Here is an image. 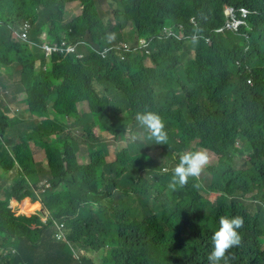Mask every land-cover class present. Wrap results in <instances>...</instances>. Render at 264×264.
I'll return each instance as SVG.
<instances>
[{"label":"trees","instance_id":"16d2710c","mask_svg":"<svg viewBox=\"0 0 264 264\" xmlns=\"http://www.w3.org/2000/svg\"><path fill=\"white\" fill-rule=\"evenodd\" d=\"M73 1L81 3L83 13L65 24V6ZM225 5L249 8V26L239 33H215L224 24ZM30 17L37 23L33 42L43 31L49 40L60 41L61 33L73 30L70 41L102 49L120 39L129 22L137 36L156 42L150 56L125 61L116 51L102 60L87 49L83 60L53 56L46 62L29 44H17L11 32ZM192 17L211 43L164 40L165 27L190 26ZM263 37L264 0H0V83L6 87V80L16 76L12 91L27 94L18 113L0 102V264H79L65 243L52 239L50 222L43 226L35 216H14L7 207L11 198L32 195L29 188L39 177L49 183L41 202L53 220H68L70 241L85 248L111 246L103 264H209L211 237L225 215H244L250 229L243 226L238 232L244 231L246 243L253 232L264 237L259 227L264 210ZM40 57L47 71H35ZM250 77L252 85L246 82ZM109 85L128 98L121 112L107 99ZM80 101L90 107L83 116L78 115ZM145 109L166 124L173 113L180 114L188 134L218 152L227 147L226 137L235 135L227 154L208 167L201 181L190 178L173 191L168 187L173 172H162V164L148 158L144 148L129 144L109 160V144L100 134L89 141L95 130L118 140L121 128ZM63 114L81 120L84 163L78 153L81 141L67 135ZM39 149L46 154L41 159ZM244 186L256 189L249 203L214 210L207 200L212 188L230 193ZM166 190L170 199L162 202ZM81 263L94 264L87 258ZM226 264H264V253L234 246Z\"/></svg>","mask_w":264,"mask_h":264},{"label":"clouds","instance_id":"9594fccd","mask_svg":"<svg viewBox=\"0 0 264 264\" xmlns=\"http://www.w3.org/2000/svg\"><path fill=\"white\" fill-rule=\"evenodd\" d=\"M78 4V8L80 7L79 15L76 14L75 16L68 18L69 15L71 16L73 14V11L68 12V7ZM82 13L83 6L80 2H69L66 4L64 9L63 22L65 24L69 23L75 18L80 17ZM250 15V9L245 6L236 7L232 5H225L224 24L221 27L217 28L215 30V33H239L241 28L249 26L248 19ZM108 17L112 18L110 16ZM34 20L35 19L33 17L24 18L20 21L19 24H17V26L11 29V32L13 34L14 40L18 42L17 44H29L30 46H32L30 48H35L39 51L46 62H49V60L53 56H75L77 59L83 60L87 56V54H85L83 51L87 49L98 55L102 60L106 59L112 51H116L120 61H125L128 56L137 54H146L150 56V54L152 53L153 45L156 42L146 37H139L136 33L134 42L125 40L124 34L128 26L123 29L120 39L111 44V46L104 47L102 49H99L86 41H70L68 39V36L71 35L73 30H69V34L66 32L61 33L63 34V36L61 37L62 40L60 41L49 40L47 35L48 32L43 31L39 35V41L33 42L31 40V36L33 35V32L37 25ZM130 23L131 22H129L128 24ZM189 23L190 26L193 27V30H191L189 28L190 26L185 23L173 24L165 27L162 30V37L164 38V40L172 38L173 40H178L179 42H186L189 44L203 40H205V42L208 44L211 43L210 38H206L198 32L200 24L195 17H192ZM261 41L264 47V37L263 39H261ZM155 50V52L158 51L157 47H155ZM250 52L251 48L246 47L244 49L245 54H249ZM195 53L196 51L193 50L190 54V58L193 59L195 57ZM42 61L43 60L41 59V57L36 59L35 71H47V67L43 65ZM145 64L149 67L152 66V63L150 65L148 64V61H146ZM183 65L185 66L186 62H184ZM0 74H4L1 67ZM246 82L247 84L252 85L253 78H247ZM108 89L109 91L106 93L107 99L109 100L115 111L121 112L128 101L126 94L118 91L111 85L108 86ZM5 92L6 97L11 94L12 98L17 93H24L23 100L18 101V105L20 106V109H22V105L24 103V99H26L27 94L23 91L14 93L12 89ZM112 92L120 94L125 98V100L121 103H116L111 97ZM0 102L7 103L11 107L13 113H18L20 111L19 108H13V106L9 104L8 100L3 99L0 100ZM80 103H84L85 105H87L88 110L86 112H80ZM77 110L78 115L83 116L90 111L89 104L87 102L80 101L77 103ZM53 116L55 115L53 114L52 117ZM68 119H72L73 122L78 121L79 124H81L80 119L69 114H63L61 116V121H63V123L65 124V130L68 126ZM167 120L168 122L166 124V121L164 122L162 117L157 112L149 109L136 112L134 120L129 122L124 128H121L120 138L118 140H115L113 136L108 137L109 139H111V141L107 142L109 144V153L107 154V159H112V157L110 156V145L113 143V141L117 142L121 140V132L126 131L127 134L129 133V135H132L131 139H124L127 141L126 146L129 144H137L139 148H144L145 154L148 158H155L158 161L159 166L162 164V172H173L168 184V187L171 190H176L178 186L183 188L188 184L190 178L198 179L199 181H201L204 177V174L208 171V167L214 164L219 157L227 154L230 142L234 138L235 134L226 137L227 147L223 151L218 152L215 149L200 144L199 139L193 138L191 135H189L187 132V123L180 114L173 113L171 117L167 118ZM170 126H172L173 128H170ZM106 127L110 128L109 123H106ZM99 134L102 136V139H106L103 133L95 130L94 135L89 137V141L95 142ZM67 135L69 137H75L78 140V143L81 141L79 145L80 150H78V153L79 157L85 156V161H81L83 163L86 162L87 145L82 142L86 137L85 131L82 130V133L78 136L71 135L70 133H68ZM152 140H154L157 145L154 148L149 145L151 144ZM248 140L249 137L247 136L245 138V141L247 142ZM104 141L106 142V140ZM81 146H83V148ZM168 146L172 148L171 152L167 150ZM120 147L121 143H118V149H120ZM118 149H115L116 152L118 151ZM82 150H84V153L80 152ZM37 152L41 155L38 159H41L46 155L44 149H39L37 150ZM43 163L44 162H40V165H42ZM9 182L10 184H12L13 174H11V179L9 180ZM48 186L49 183L43 177H39L38 183L35 185V187L31 186V188H29V193L32 192V195L25 196L20 200L11 198L7 204L8 209L14 216H25L27 218L35 216L43 226L47 225L50 222L54 229L52 239H54L56 242L65 243L69 247V254L74 260L79 262V264H82L81 260L86 258L91 259L94 264H103L104 256L106 252H109L111 246L104 245L97 249H94L92 247L85 248L86 246H81L73 241H70L68 239V220H53L50 212L46 208H44L41 202L40 194ZM251 188L253 187L244 186L230 193H227L224 190L218 188H212L207 193V200L211 203L214 210H218L222 205L234 207L243 202L249 203L252 200V196L256 193V189L250 190ZM164 193L165 194L162 197H166V200H169L170 196L168 194V191L166 190ZM2 201L6 202V199L3 198ZM25 203L33 207V211L25 213L23 211V206L25 205ZM249 212V216L253 217L252 208H249ZM218 224L219 227L211 237L213 247L212 251L208 255L209 264H221V261H224L226 264V254L229 252V249L234 246H236L237 248H241L244 252L251 254L264 253L263 236H259L255 232H253L250 237V241L246 243L244 231L239 234L238 229H241L246 225L244 215L234 214L230 216H221ZM259 227L261 228V230L264 229V210H261L259 213ZM245 228L250 229L249 227ZM10 252L13 253V250H10Z\"/></svg>","mask_w":264,"mask_h":264},{"label":"rangeland","instance_id":"374dc122","mask_svg":"<svg viewBox=\"0 0 264 264\" xmlns=\"http://www.w3.org/2000/svg\"><path fill=\"white\" fill-rule=\"evenodd\" d=\"M79 4L78 5H75V6H69L68 7V12H71L73 11V14L68 18L72 17V16H75L76 14L79 15V8H78ZM135 33H136V30L132 27V24L130 23L127 27V29L125 30V34H124V39L127 40V41H130V42H134V38H135ZM148 64L151 65V62L148 61ZM16 76L14 78L11 79V81H7L6 80V77H5V80H6V87H4L3 85L0 84V100H8L9 104L11 106H13V108H19L20 109V106L18 105V101L19 100H23V96H24V93H17L13 98H12V95L9 94L7 97L5 95V91H8L10 90L12 87H14L13 85V82L16 80ZM111 97L113 98V100L116 102V103H121L125 100V98L123 96H121L120 94L116 93V92H112L111 93ZM24 104V103H23ZM22 110H24V106L22 105ZM79 110L81 113L83 112H86L88 110L87 108V105H85L84 103H80L79 105ZM25 113V111H24ZM55 117V116H53ZM68 126L66 128V132H69L71 135H74V136H78L82 133V130H81V125L79 124L78 121H75L73 122L72 119H68ZM121 140L119 141H113V143L110 145V156L113 158L115 156V153H116V150L115 149H118V143H121V147H124L126 146L127 144V139H131L132 135H129V133L127 134L126 131H122L121 132ZM126 139V140H124ZM106 142H109L111 141V139L109 138H106L105 139ZM152 148L156 147V143L154 140L151 141V144H149ZM83 148V146H81ZM120 147V148H121ZM81 153H84V150L80 151ZM109 153V152H108ZM37 156L40 157L41 155L37 152ZM79 160H82V161H85V156H80L79 157ZM167 195V194H166ZM209 199H210V196H209ZM161 201L162 202H165L166 201V197H162L161 198ZM211 201V200H210ZM28 209H25L24 206H23V211H27ZM36 212V211H35ZM31 214V213H30ZM100 255V254H99Z\"/></svg>","mask_w":264,"mask_h":264},{"label":"bare ground","instance_id":"6f19581e","mask_svg":"<svg viewBox=\"0 0 264 264\" xmlns=\"http://www.w3.org/2000/svg\"><path fill=\"white\" fill-rule=\"evenodd\" d=\"M24 208L28 209L27 211H25V213H29V212L33 211V207L29 206L27 203H25Z\"/></svg>","mask_w":264,"mask_h":264}]
</instances>
